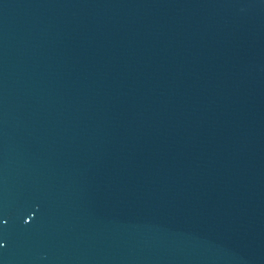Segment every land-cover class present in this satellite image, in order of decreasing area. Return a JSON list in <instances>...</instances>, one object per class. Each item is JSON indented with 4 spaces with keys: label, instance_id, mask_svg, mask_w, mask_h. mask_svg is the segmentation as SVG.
<instances>
[{
    "label": "water",
    "instance_id": "obj_1",
    "mask_svg": "<svg viewBox=\"0 0 264 264\" xmlns=\"http://www.w3.org/2000/svg\"><path fill=\"white\" fill-rule=\"evenodd\" d=\"M0 264H264V0H0Z\"/></svg>",
    "mask_w": 264,
    "mask_h": 264
}]
</instances>
